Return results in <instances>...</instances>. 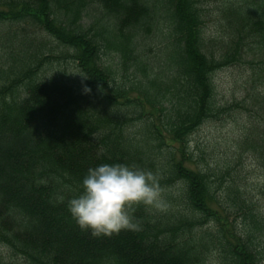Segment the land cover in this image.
Masks as SVG:
<instances>
[{
	"label": "trees",
	"instance_id": "16d2710c",
	"mask_svg": "<svg viewBox=\"0 0 264 264\" xmlns=\"http://www.w3.org/2000/svg\"><path fill=\"white\" fill-rule=\"evenodd\" d=\"M216 8L210 36L204 0H0V264H264V182L233 173L248 157L264 178V0ZM61 60L74 78L43 75ZM238 64L242 97L220 103L214 75ZM240 113L223 164L196 154L205 122ZM116 162L156 173L164 206L94 237L66 203Z\"/></svg>",
	"mask_w": 264,
	"mask_h": 264
},
{
	"label": "clouds",
	"instance_id": "9594fccd",
	"mask_svg": "<svg viewBox=\"0 0 264 264\" xmlns=\"http://www.w3.org/2000/svg\"><path fill=\"white\" fill-rule=\"evenodd\" d=\"M84 91L89 89L84 87ZM156 173L126 163H100L89 167L80 181V191L66 207L81 230L94 237L110 236L123 229H136L130 208L143 204L164 206Z\"/></svg>",
	"mask_w": 264,
	"mask_h": 264
},
{
	"label": "rangeland",
	"instance_id": "374dc122",
	"mask_svg": "<svg viewBox=\"0 0 264 264\" xmlns=\"http://www.w3.org/2000/svg\"><path fill=\"white\" fill-rule=\"evenodd\" d=\"M219 0H204L206 7V26L207 35L216 36L220 33V23L218 21L219 14L216 4ZM92 22V16L84 19L85 24ZM155 52V50H154ZM247 66L233 65L217 71L214 75L216 84V95L220 103L231 102L242 97L241 89L246 75ZM65 77L74 78L76 74L75 68L72 65L66 64L63 60L56 61L54 64H46L44 66L45 77L51 76L53 73L64 71ZM60 74V73H59ZM243 115L236 114L223 120L212 119L205 122L199 130L192 136V149L195 150L196 145L204 151L208 161L212 165L218 163L223 164L231 154L234 152L236 137L240 135V129L243 126ZM253 161L248 157H243L240 165L233 170L237 173L242 181V185L256 194L259 186L264 182V178L260 175L255 165L251 164ZM0 252L4 256L9 257L7 248L0 246ZM210 264H216L214 262Z\"/></svg>",
	"mask_w": 264,
	"mask_h": 264
}]
</instances>
